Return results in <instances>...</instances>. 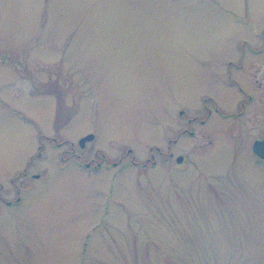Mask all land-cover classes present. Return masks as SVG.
I'll list each match as a JSON object with an SVG mask.
<instances>
[{
    "label": "rangeland",
    "instance_id": "obj_1",
    "mask_svg": "<svg viewBox=\"0 0 264 264\" xmlns=\"http://www.w3.org/2000/svg\"><path fill=\"white\" fill-rule=\"evenodd\" d=\"M263 138L264 0H0V264H264Z\"/></svg>",
    "mask_w": 264,
    "mask_h": 264
},
{
    "label": "water",
    "instance_id": "obj_2",
    "mask_svg": "<svg viewBox=\"0 0 264 264\" xmlns=\"http://www.w3.org/2000/svg\"><path fill=\"white\" fill-rule=\"evenodd\" d=\"M91 138H92V135H88V136L82 138V139L80 140L79 144H80L81 146H83L84 141H85V140H89V139H91ZM252 149H253V151H254L259 157H261V158L264 159V139H263V140H258V139H257V141H255V142L253 143V145H252ZM177 161H178V162L181 161V157H178V158H177Z\"/></svg>",
    "mask_w": 264,
    "mask_h": 264
},
{
    "label": "flooded vegetation",
    "instance_id": "obj_3",
    "mask_svg": "<svg viewBox=\"0 0 264 264\" xmlns=\"http://www.w3.org/2000/svg\"><path fill=\"white\" fill-rule=\"evenodd\" d=\"M256 50H258V49H256ZM256 50H254V51H256ZM254 69H256L255 71H258V69H257V67H254ZM191 121V119H189V122ZM193 121H195V120H193ZM200 122H203V120H200ZM184 130H186V129H183V132H186V131H184ZM189 134H192L193 132L190 130V131H187ZM173 141L175 142L176 141V139H173ZM169 154L168 155H170V156H172V153H170V152H168ZM72 155H74V153H72L71 154V156ZM72 157H74V156H72ZM63 159V158H62ZM86 163H88V162H86ZM88 164H90V163H88ZM97 164H101V163H97Z\"/></svg>",
    "mask_w": 264,
    "mask_h": 264
}]
</instances>
